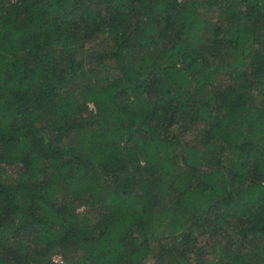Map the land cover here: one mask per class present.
<instances>
[{"label": "trees", "instance_id": "1", "mask_svg": "<svg viewBox=\"0 0 264 264\" xmlns=\"http://www.w3.org/2000/svg\"><path fill=\"white\" fill-rule=\"evenodd\" d=\"M0 264H264V0H0Z\"/></svg>", "mask_w": 264, "mask_h": 264}]
</instances>
